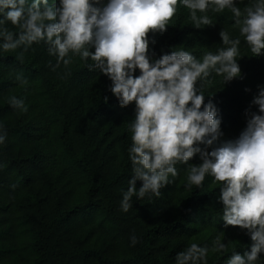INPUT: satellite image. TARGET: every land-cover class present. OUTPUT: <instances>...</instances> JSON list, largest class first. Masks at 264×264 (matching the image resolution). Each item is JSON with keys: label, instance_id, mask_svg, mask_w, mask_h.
Returning a JSON list of instances; mask_svg holds the SVG:
<instances>
[{"label": "trees", "instance_id": "trees-1", "mask_svg": "<svg viewBox=\"0 0 264 264\" xmlns=\"http://www.w3.org/2000/svg\"><path fill=\"white\" fill-rule=\"evenodd\" d=\"M208 15L214 23L196 28L178 4L166 31L148 33L149 56L184 49L199 59L225 47L223 28L239 35L229 10ZM240 39V76L223 83L212 73L203 88L205 102L218 108L222 140L239 136L245 109L257 111L251 101L264 87V55L253 56ZM21 51L0 52V124L6 133L0 144V264H174L190 243L210 245L218 234L228 251L210 252L208 264H224L233 250H250L246 230L224 224L221 182L206 176L202 187L186 188L185 165H177L178 176L159 197H133V207L122 212V191L132 174L127 148L134 103L120 107L108 77L78 57L66 74L63 65L52 70L55 57L43 42L19 59ZM11 96L22 98L26 110L10 106ZM189 163H200L198 156Z\"/></svg>", "mask_w": 264, "mask_h": 264}, {"label": "clouds", "instance_id": "clouds-1", "mask_svg": "<svg viewBox=\"0 0 264 264\" xmlns=\"http://www.w3.org/2000/svg\"><path fill=\"white\" fill-rule=\"evenodd\" d=\"M0 0V52L28 51L33 44L47 45L53 71L67 69L78 57L90 70L111 81L109 91L120 107L134 103L128 122L131 143L127 148L131 178L122 191L120 210L161 195L185 165V187L203 186L206 176L221 182L219 201L225 226H239L250 237V250H233L224 264H264V87L251 101L257 111L245 109L246 127L239 136L222 140L218 108L205 102L203 88L212 73L223 83L240 76L241 37L253 56L264 55V0ZM178 4L188 10L196 28L212 25L209 12L229 10L234 18L233 37L219 32L225 47L207 51L201 58L179 49L152 59L149 32L166 31ZM10 23L17 29L7 26ZM91 63H88V61ZM139 70V75L134 73ZM21 85L28 83L16 74ZM211 96V95H209ZM107 99V97H105ZM10 106L26 110L24 100L11 96ZM6 133L0 124V144ZM210 149V150H209ZM198 156L200 163H189ZM141 181L137 188L136 182ZM134 246L138 237H129ZM221 235L210 245L190 243L176 253L174 264H208L209 254L228 251Z\"/></svg>", "mask_w": 264, "mask_h": 264}]
</instances>
